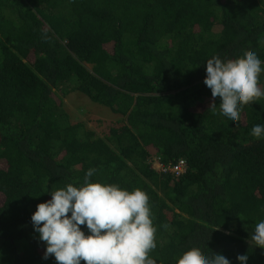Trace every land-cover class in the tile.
Segmentation results:
<instances>
[{"label":"trees","instance_id":"obj_1","mask_svg":"<svg viewBox=\"0 0 264 264\" xmlns=\"http://www.w3.org/2000/svg\"><path fill=\"white\" fill-rule=\"evenodd\" d=\"M250 51L264 61V0H0V264H56L31 216L90 168L92 182L147 193L154 264L194 247L264 264L251 240L264 139L250 135L264 98L233 124L204 84L208 59ZM75 92L119 118L101 133L73 122ZM181 159V175L156 167Z\"/></svg>","mask_w":264,"mask_h":264},{"label":"clouds","instance_id":"obj_2","mask_svg":"<svg viewBox=\"0 0 264 264\" xmlns=\"http://www.w3.org/2000/svg\"><path fill=\"white\" fill-rule=\"evenodd\" d=\"M262 64L254 51L235 60L208 59L204 84L212 94L210 109L216 108L214 101L220 98L219 114L233 124L238 122L245 105L264 98L258 87ZM250 135L264 139V125H254ZM96 171L90 168L78 186L69 183L51 190V199L37 205L31 222L39 241L46 245L43 259L54 257L56 264H154L149 253L157 247V229L147 193L92 182ZM251 240L264 248V220L255 225ZM248 259L246 254L237 256L239 264H247ZM178 264L231 262L223 254L204 255L194 247L178 258Z\"/></svg>","mask_w":264,"mask_h":264},{"label":"rangeland","instance_id":"obj_3","mask_svg":"<svg viewBox=\"0 0 264 264\" xmlns=\"http://www.w3.org/2000/svg\"><path fill=\"white\" fill-rule=\"evenodd\" d=\"M65 103L73 122L82 121L88 128L99 133L106 129L109 120L119 118L110 107L96 103L79 92L67 96Z\"/></svg>","mask_w":264,"mask_h":264},{"label":"built area","instance_id":"obj_4","mask_svg":"<svg viewBox=\"0 0 264 264\" xmlns=\"http://www.w3.org/2000/svg\"><path fill=\"white\" fill-rule=\"evenodd\" d=\"M186 166L187 164L183 159L179 160L175 165L171 166L170 168L164 167V165H162L161 163L158 164V167L161 169V171L166 172L167 170H170L176 175H181L183 172H185Z\"/></svg>","mask_w":264,"mask_h":264}]
</instances>
